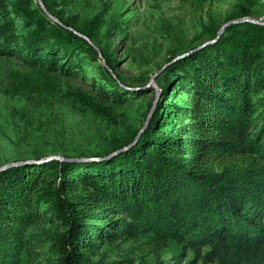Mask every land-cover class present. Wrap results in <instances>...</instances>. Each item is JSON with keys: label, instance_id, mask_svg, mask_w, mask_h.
<instances>
[{"label": "trees", "instance_id": "1", "mask_svg": "<svg viewBox=\"0 0 264 264\" xmlns=\"http://www.w3.org/2000/svg\"><path fill=\"white\" fill-rule=\"evenodd\" d=\"M43 3L60 22L33 0H0L6 24L15 14L31 29L1 52H25L28 61L75 76L73 56H99L98 21L79 29ZM249 15L241 7L226 21ZM220 28L169 59L192 50L157 76V108L129 149L106 160L55 159L0 172V264H134L136 254L144 263L142 254L163 251H191L193 264H264V25H229L198 48ZM101 52L103 96L123 104L155 93L123 88L115 62ZM140 128L98 156L131 143ZM115 244L130 255L107 261L104 247Z\"/></svg>", "mask_w": 264, "mask_h": 264}, {"label": "rangeland", "instance_id": "2", "mask_svg": "<svg viewBox=\"0 0 264 264\" xmlns=\"http://www.w3.org/2000/svg\"><path fill=\"white\" fill-rule=\"evenodd\" d=\"M46 1L79 29L97 19L92 44L100 53L96 58L87 52L77 53L72 57L75 62L71 73L76 77L59 75L26 60L25 52H1L6 41L10 39L14 47L15 41H22L19 37H25L31 29H25L15 14L13 25L6 24L9 18H0V165L44 154H105L114 142L143 125L155 93L123 104L103 96L106 92L102 77L107 73L102 67L101 50L115 62L123 88L141 89L171 57L208 38L210 31L221 27L241 7L251 11L249 16L264 20V0ZM4 2L8 5L31 0ZM8 10H13L12 6ZM66 61L64 57L60 63ZM105 89L109 91L110 87ZM127 249V245H108L103 256L107 261H118L130 255ZM134 256V264H176L183 260L194 263L191 251L185 256L149 252L142 254L144 263L140 254Z\"/></svg>", "mask_w": 264, "mask_h": 264}, {"label": "water", "instance_id": "3", "mask_svg": "<svg viewBox=\"0 0 264 264\" xmlns=\"http://www.w3.org/2000/svg\"><path fill=\"white\" fill-rule=\"evenodd\" d=\"M39 1V4L40 6L42 7V9L52 18L54 19L55 21L57 22H60L59 19L54 16L53 14H51L45 4L43 3V0H38ZM253 22V23H257V24H261V25H264V20H261V19H258V18H255V17H252V16H246V17H242V18H236V19H231V20H228L226 22L223 23V25L221 26L217 36L214 38V39H210V40H207L205 41L203 44H201L198 48L200 47H203L209 43H213L215 42L222 34L223 32L225 31V29L229 26V25H232V24H235V23H240V22ZM71 28V27H70ZM75 32H77L75 29H74ZM79 35H81L82 37L86 38L89 42H91V40L84 34H82L81 32H77ZM96 49L99 51V48L96 47ZM192 52L189 51V52H186V53H183V54H179V55H176L172 60L168 61L167 63H165L157 72H155L152 77L150 78L148 84L144 87H153L155 89V99L152 103V106L148 112V115L144 121V124L142 125V127L140 128V130L138 131L135 139L119 148V149H116V150H113L111 151L110 153L106 154V155H102V156H98V155H95V156H84V157H72V158H69V157H65L63 155H59V154H53V155H49L47 157H42V158H26V159H17V160H14V161H11V162H8V163H4L3 165H0V172L1 171H4L10 167H13V166H21V165H28V164H37V163H42V162H45V161H49V160H55V159H59V160H72V161H75V160H83V161H91V160H106V159H109L113 156H115L116 154L124 151V150H127L129 149L131 146H133L134 144L137 143V141L139 140V137L141 136V134L143 133V131L147 128V126L149 125L150 121H151V117L155 111V109L157 108V105H158V102L160 100V97H161V93H162V89L159 87L157 81H156V78L157 76L162 72L164 71V69H166L170 64H172L174 61L178 60L179 58L185 56L186 54ZM104 61V64L106 65V62L105 60Z\"/></svg>", "mask_w": 264, "mask_h": 264}, {"label": "built area", "instance_id": "4", "mask_svg": "<svg viewBox=\"0 0 264 264\" xmlns=\"http://www.w3.org/2000/svg\"><path fill=\"white\" fill-rule=\"evenodd\" d=\"M176 264H187V262H186V260H183V261L176 263Z\"/></svg>", "mask_w": 264, "mask_h": 264}]
</instances>
